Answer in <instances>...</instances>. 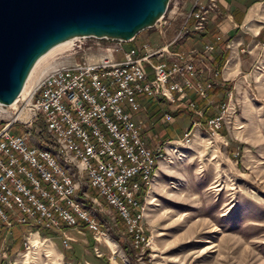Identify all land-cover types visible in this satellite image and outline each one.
Listing matches in <instances>:
<instances>
[{
  "label": "rangeland",
  "instance_id": "obj_1",
  "mask_svg": "<svg viewBox=\"0 0 264 264\" xmlns=\"http://www.w3.org/2000/svg\"><path fill=\"white\" fill-rule=\"evenodd\" d=\"M259 1L253 6V0L244 3L254 19L250 17V28L261 25L255 35L236 30L194 46V66L199 75L191 82L209 80L208 89L221 88L211 97L207 93V98L197 95L205 99L210 116L200 120L202 110L195 103L189 106L193 96L185 87L186 99L172 93V100H160V109L153 112L141 104L134 116L142 122L141 133L150 134V146L177 141L165 144L167 153L158 162L150 187L140 191L146 243L138 245L106 200L88 187L85 192L95 207L81 199L82 209L96 221L102 231L100 237L95 239L82 222L77 224L78 231L61 225L71 238L66 247L60 243L58 232L47 230L44 236L35 232L28 235L31 247L27 250L22 244L23 234L30 230L20 225V245L9 251L16 238L12 229L17 224L0 238V264H264V0ZM194 3L203 5L207 0H168L164 14L167 23L161 32L159 26L142 29L135 39L121 46L143 41L151 47L163 45L181 24L190 26L188 14L195 9ZM213 4L204 14L202 27L194 32L204 31L209 16L218 13L217 0ZM194 32H185L180 38ZM234 35L242 38L235 47L231 42ZM180 38L169 46L172 48ZM81 40L85 43L81 49L73 53L66 49L41 62L27 90L53 62L95 60L101 53L95 41L102 46L112 43ZM205 43L212 45L208 58L199 53ZM226 101L228 113L220 126L212 133L207 131L206 119L217 114L218 105ZM164 113L170 114L168 121ZM147 120L153 128H146ZM31 238L37 243L33 244Z\"/></svg>",
  "mask_w": 264,
  "mask_h": 264
},
{
  "label": "built area",
  "instance_id": "obj_2",
  "mask_svg": "<svg viewBox=\"0 0 264 264\" xmlns=\"http://www.w3.org/2000/svg\"><path fill=\"white\" fill-rule=\"evenodd\" d=\"M213 3L214 0H207L203 5L194 3L195 9L188 14L190 26L181 24L173 37L158 47L143 41L123 48L124 40L74 37L67 49L69 53L81 49L84 38L112 43L102 46L95 41V47L101 50L95 60L53 62L27 94L14 101L13 107L0 104V227L5 233L14 225H24L30 230L23 234L22 244L27 250L31 247L27 236L32 232L39 235L44 229L58 232L64 247L71 240L64 227L78 231L77 224L82 222L95 239L102 235L99 227L73 204L72 196H80L94 206L89 194L80 193L79 186L70 187L58 167L45 155L35 152L34 143L52 145L65 161L61 146L70 144L90 171L89 185L94 195H101L110 203L111 210L125 230L132 231L138 245L146 243L143 216L138 212L144 203L140 201L141 186H146L147 191L146 176L156 171L154 155L166 153L165 143L177 141L146 145L141 137L142 122L134 118L141 108L136 96L172 100L173 91L175 97L182 99L185 87L207 98L206 90L211 81L193 83L189 78L196 74L194 55L197 51L172 52L168 46L185 32L199 30L204 14ZM166 23L167 18L162 15L151 27L159 26L157 29L161 32ZM211 47L210 43H205L199 53L208 58ZM166 54L168 58L162 59ZM206 70L208 75L209 69ZM188 104L192 106L193 102ZM227 106L228 101L221 102L217 114L206 119L207 131L212 133L220 126L228 113ZM169 117V113H164L165 121ZM43 121H51L52 130H45Z\"/></svg>",
  "mask_w": 264,
  "mask_h": 264
},
{
  "label": "water",
  "instance_id": "obj_3",
  "mask_svg": "<svg viewBox=\"0 0 264 264\" xmlns=\"http://www.w3.org/2000/svg\"><path fill=\"white\" fill-rule=\"evenodd\" d=\"M168 0H0V103L11 104L40 54L66 38L127 41L163 15Z\"/></svg>",
  "mask_w": 264,
  "mask_h": 264
},
{
  "label": "crops",
  "instance_id": "obj_4",
  "mask_svg": "<svg viewBox=\"0 0 264 264\" xmlns=\"http://www.w3.org/2000/svg\"><path fill=\"white\" fill-rule=\"evenodd\" d=\"M253 1L254 2H252V6H253V4H256L257 2H260L259 0H253ZM245 2H246V0H236V1H234V0H217L218 13H216V14L214 13V14H211L209 16L208 21L206 23L207 25H206L205 30H204L205 31V36H204L205 39L202 42L209 41V39L212 40V39L218 38V37L223 38V36L225 37L226 35H230L233 31H236V30L237 31L240 30L244 34L252 33V35H255L258 31L259 26H261V25H259L258 27H254V24H253V26L250 28L248 22L251 21V18L253 21H254V19H253V16H251L252 15L251 13L250 14L247 13L248 9H247V5H244ZM234 38H236L235 42L232 40ZM240 40H242L241 35H239V36L234 35L231 38L232 45H234V47H235V45H237V43H239ZM180 42L178 44L173 45L172 48H171V46H168L169 51H175V50L181 51V50L194 49L195 45H193V44L188 45L187 42L180 44ZM127 45H128V47L132 46L131 44H127ZM167 58H168V55L166 54V56H164L162 59H167ZM152 59L155 60L156 58H152ZM194 68H196V67L194 66ZM195 75L198 76L199 74H195ZM194 76H190L189 77L190 80L195 79ZM205 78H206V76H205ZM208 90H210V89L206 90L207 96L211 97L210 95H213L212 94L213 92H212V90H210V92ZM188 92L191 93L192 91L188 90ZM172 93L174 94V96L176 95L175 92L172 91ZM172 93L170 94L171 97H172ZM189 95L190 96H196L193 92ZM184 96H185L184 99H186V97H188V95L186 96V94ZM136 98L138 99L139 103H141L142 105L147 107L148 110L152 109L153 112H154V110H157V107H159V109L161 108L160 107L161 106L160 100L163 99V97L151 98V97H147L143 94L137 95ZM199 101H200V103L203 104V106L206 105L205 99H201L198 97L197 101L193 100V103H195V106H196L197 102H199ZM158 123H159V121H158ZM151 124L152 123L149 122V120H147L146 128H148V129L153 128V126ZM146 134H147V136L146 135L144 136V134H142L141 137L145 141L146 145L150 146V134L149 133H146ZM152 135H154V134H152ZM20 230H21L20 225H17L12 229L14 235L17 232H20ZM5 232L6 231L0 227V238L2 237V235ZM21 233H23V230H21Z\"/></svg>",
  "mask_w": 264,
  "mask_h": 264
},
{
  "label": "bare ground",
  "instance_id": "obj_5",
  "mask_svg": "<svg viewBox=\"0 0 264 264\" xmlns=\"http://www.w3.org/2000/svg\"><path fill=\"white\" fill-rule=\"evenodd\" d=\"M74 37H78V36H74ZM74 37H69V38H66V40H62L60 42L54 43L52 45V47H50L45 52L40 54V57L37 58L38 60L35 62L33 67L30 69L29 74L26 78V81H25L24 85L22 86L21 92L13 100V103L7 104V105H10V107H13L15 105L14 101L16 99L23 97L27 94L28 83H29L30 79L34 76V72L39 67L40 63L47 60L49 57L53 56L56 53H61L62 51L69 49L71 46V40ZM130 40H132V38L127 40V41H130ZM127 43H130V42H127ZM43 127L45 130H52L51 129V121H43ZM169 143H171V142H169ZM34 144H35V152L39 153L40 155H42V154L45 155L55 167H58L59 171L62 172L63 177L67 181L68 185H70V187H78L79 186V191L82 190V191H80V193L86 194L85 188H88V187L90 188V185H89L90 184V171H87L86 165H84L82 159H79L75 155V152L72 149V147H70V144H63L61 146V155L66 157V161H67L68 166H67L64 158L59 157L57 150L52 145H48L45 143H34ZM164 152H165V145H164ZM164 156H165V153H156V155H154L155 168H156L158 162L161 159H164ZM69 166H71V167H69ZM154 176H155V173L152 175L146 176V183H147L148 187H150L152 180L154 179L153 178ZM81 199H83L85 201L87 200V199H84L82 197L77 198L76 196H72L74 206L79 210L80 213L84 214L85 216H88L87 212L85 210L83 211V209H82L83 202ZM107 203H108V205H110L109 202H107ZM142 205L138 208L139 216L143 215ZM88 218L92 221V223L96 222L94 220V218L93 219L91 217H88ZM31 241L33 242V244L37 243L33 238H31ZM27 242H28V244H31V242H29L28 238H27Z\"/></svg>",
  "mask_w": 264,
  "mask_h": 264
},
{
  "label": "trees",
  "instance_id": "obj_6",
  "mask_svg": "<svg viewBox=\"0 0 264 264\" xmlns=\"http://www.w3.org/2000/svg\"><path fill=\"white\" fill-rule=\"evenodd\" d=\"M205 31H198V32H194V33H189V34H186V35H184L182 38H180V44H183L184 42L186 43L187 42V44L189 45V44H193V45H195V44H197V43H200V42H202L204 39H205ZM135 37H136V35L132 38V39H135ZM178 42V43H179ZM224 42V41H223ZM177 43V44H178ZM214 59H217V58H214ZM213 59V60H214ZM220 60H221V58H219ZM219 60V61H220ZM213 91L212 92H214V91H219V90H221V88H220V86L218 87V86H214L213 88ZM211 89V90H212ZM223 98V97H222ZM197 99H198V96L196 95V96H193V100L194 101H197ZM196 106H198V107H200L201 108V110H202V116L200 117V120L201 121H204V118H206L205 116H210L211 114H208L207 113V111H206V109H205V107L203 106V104L202 103H200V101L199 102H197V104H196ZM189 115V117H191L192 116V114L191 113H189L188 114ZM196 118H198V117H196ZM141 136H142V133H141ZM146 189V186H144V185H142L141 186V193H143V191ZM13 232V231H12ZM48 231L47 230H41L40 231V234L41 235H43L44 236V234H46ZM21 234V230H20V232H17L16 234H15V239H13V242L12 243H10L11 245H10V248H9V251H11V250H14V249H16L20 244H19V235ZM13 236H14V234H13ZM18 236V237H17Z\"/></svg>",
  "mask_w": 264,
  "mask_h": 264
}]
</instances>
